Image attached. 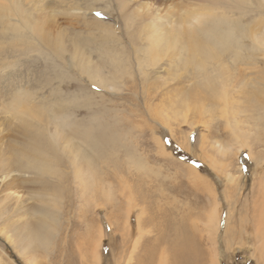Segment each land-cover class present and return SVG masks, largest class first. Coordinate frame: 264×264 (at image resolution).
Wrapping results in <instances>:
<instances>
[{
    "label": "rangeland",
    "instance_id": "1",
    "mask_svg": "<svg viewBox=\"0 0 264 264\" xmlns=\"http://www.w3.org/2000/svg\"><path fill=\"white\" fill-rule=\"evenodd\" d=\"M124 1L125 10L120 0H78L85 14L81 17L57 14L50 25L49 34L55 38L54 46L50 47L53 54L48 45L40 41L43 50L32 54L35 59L31 54L7 56L16 65L9 71L6 82L11 79L14 85L34 88L37 97L34 101L38 105L57 102L65 107L62 113L73 124L67 128L68 134L74 137L70 145L75 140L90 149L95 137L92 133L104 138L94 164L89 163L90 158L84 161L78 155L76 159L74 150V158L57 165L56 174H39V177L33 173L38 170L19 171L17 168L12 173L0 174V204L3 202L0 205V264H161L163 252L171 256L172 244L183 233L193 238L202 255V264H213V261L264 264V228L257 229L256 220L257 215L264 212V132L259 134L257 130L264 109L257 114L255 106L262 99L254 98L256 87L244 81L254 75L258 78L264 71V45H260L254 35L264 32V0L250 1L252 4L249 3L245 16L236 9L228 13L231 19L240 20L249 28L243 54L253 59V65L248 61L239 63L234 71L240 80L237 83L232 80L230 96L235 97L230 98L231 107L228 105L232 111L227 110L233 118L227 117L230 124L222 115L225 113L222 102L217 103V107L215 101L198 95L199 78L196 72L192 73L191 66L178 68V71L169 68L170 60L176 59L174 52L161 54L152 65L142 51H134L139 49L136 45L139 25L149 18L142 12L134 17L131 11L138 2ZM190 1L169 2L186 7ZM105 26L111 27L112 34L129 50L125 54L129 59L124 71H114V66L107 64L105 55L100 52L93 49L90 54L91 64L102 66L100 72L109 78L110 86L100 84L97 78L88 76L81 66L75 65L70 44L73 33L98 43L112 42L102 30ZM59 40H63L62 52L55 46ZM225 54H229L228 51L220 58L227 61ZM38 56L43 57L38 61ZM228 61L233 62L230 58ZM243 86L247 90H243ZM252 109L257 113L253 114ZM6 114L1 117L9 120L11 114ZM3 118H0V128H6L7 134L3 135L2 128L0 137L3 136L4 141L12 138V132L8 130L10 121L3 123ZM252 124H257L255 129ZM5 145L3 142L1 148ZM78 159L90 170L91 167L96 170L94 185L90 181L83 187L77 181ZM13 178L24 181L20 189L11 187ZM18 201L25 205H19ZM216 212L217 226L211 219ZM48 219L54 223L49 224ZM41 221L47 222L49 227L38 231ZM33 231H38L35 237Z\"/></svg>",
    "mask_w": 264,
    "mask_h": 264
},
{
    "label": "bare ground",
    "instance_id": "2",
    "mask_svg": "<svg viewBox=\"0 0 264 264\" xmlns=\"http://www.w3.org/2000/svg\"><path fill=\"white\" fill-rule=\"evenodd\" d=\"M81 1H84V0H81ZM136 1L138 2V6L133 8L131 11L133 16L136 17V16H138L139 12H142L144 15L146 14V16L149 18V20L145 23L142 22L139 25V27H140L139 36L137 37V40H136V45H137V47L139 46L138 47L139 49H134V51L135 52L136 51L137 52L142 51V53L145 55V57L149 58L148 63L152 64V65L158 62L161 54H166L169 51L174 52V54H176V59L174 58V59L170 60L171 66L169 65V68L172 67L173 69L178 71L177 70L178 68L186 69L187 67L191 66L192 69L194 70V71L192 70L193 71L192 73L196 72L195 73L196 78H199L198 83L196 84V92L198 93V95L199 96L203 95L206 99L209 98L212 101H215L217 107H219V105H217V103L220 104L222 102L223 103V106H222L223 110L225 109V113L222 114L223 117L225 116L227 118L229 115H231V113L229 114V112L227 110H229L228 107L230 106L229 105L230 101H231L230 98L232 99V97H233V96L232 97L230 96V94H231L230 89H231V86L233 83L232 80H235L236 83L239 82V80H240V79L236 78L234 71L235 70L237 71L236 66L239 63H244V62L248 61L247 63L252 64L253 59H250L251 57L248 58V57L244 56V54H243V51L246 50V48H247V47H245L244 41L250 35L249 28H247L240 20L231 19L229 17L228 13H230L233 9H236L241 15L245 16L247 14V12L249 11L248 5H249V3L252 4V2H250L252 0H192L186 4V7H178L179 3L178 4L177 3L174 4L173 2L170 3L169 1H171V0H168V2H166V3H165V0H136ZM168 3H170V4H168ZM80 5L81 4H79L78 0H0V57H3L0 60V90H1L0 91V118H3V117H1V114H3V113L8 114V112H9L11 114V118H10L11 120L10 119L9 120L7 119V120L10 121L8 130L12 132V138H10V139L7 138V140L3 141V139H5V138H1L3 136L0 137L1 138L0 139V154H1L0 155V174H2V175H4L5 173L8 174L10 171L12 173L14 168L19 169V171L38 170V171H33V173L34 174L37 173L38 176H39V174H46V173L47 174L48 173L56 174V172H55L57 169L56 166L64 163V161L67 158H69V160L71 162L72 158H74L72 156V154L74 153V150H76L75 151L76 155H74L76 157V159L79 158V156H80V158L82 160L88 161V159H86V158H90L91 159V160H89L90 164H94L93 161L98 160V158L96 157L98 154L97 151H98V148L100 147V145H103L102 140L104 137H98V135H96L95 133H92V136H95V137L92 138L93 143H92V146L90 147V149H88L87 147L85 148L82 144L75 143V140H74L73 144L70 145L69 143L72 141V138L74 139V137H72L68 134L67 128L71 127L73 124L70 121H68L67 118H65V114L62 113L65 110V107L61 106L57 102L56 103H54V102L53 103H46L45 102V104H39L38 105L37 104L38 102L34 101V98H35V94L33 91L34 88L29 89V88L21 87L18 85H14L15 83L11 79L8 82H6V78L9 77L8 76V74L10 73L9 71L12 69L13 66L16 65V64L13 65L12 64L13 61L12 62L9 61L10 58H7V56L9 54H16V55H18V57H19V54L20 55L21 54L37 55V53L35 54V52L36 51L38 52L39 50L42 51L43 45L44 46L48 45V48L51 51L50 47L54 46V39L55 38L51 34H49L48 30H50V25L53 22L55 16L57 14H63V15L66 14V16L70 15L71 17H74V16L81 17L83 14H85V12L82 13V11L84 9H83V6L81 7ZM120 6L124 10L127 8L126 2L124 0H120ZM125 26H126L127 31H128V26H127L126 21H125ZM110 29H111V27H108V26L102 27L103 32L105 34H108L109 38L112 40V42L109 41L108 44L106 42H105L106 44L102 43V42L101 43L95 42V40H93L91 38H86V37L80 38L81 37V35H79L80 33L79 34L73 33L72 36L70 35L71 36L70 37V41H71L70 44L72 45V48H73L72 49V51H73L72 55L74 56V58L73 57L72 58L75 60V62H74L75 65L81 66L83 73H87L88 76H90L92 78L93 77L97 78L99 80V83L104 84V85L108 84L109 78H105L104 76H102L100 71H101V69L103 70V68L101 65H95V64L92 65L91 64L92 59H91L90 54L92 52H94V50H96L95 52H100L101 54L105 55V58L107 59L106 63L112 64L114 66L113 67L114 71L125 69V67L127 66L126 63H128L127 60L129 59V56L125 55V54H128V52H129L128 47L125 48L123 45H121V43H120L121 39L118 40L119 38L117 39L116 36L112 34L113 32ZM51 32H53V31H51ZM55 33H57V32H55ZM58 34L61 36L60 33H58ZM137 34H138V32L136 31V35ZM54 35H56V34H54ZM102 35H104V34H102ZM254 35L259 40L260 45H264V32H262L261 34L255 33ZM40 41H41V43L43 42L42 47L39 44ZM106 41H107V39H106ZM62 42H63V40H59V41H57V45H55V46H57V48L61 52H62V50L64 51V45ZM46 51H48V50H46ZM227 51L229 54H225L226 59H228V60H229V58L232 59L233 60L232 63H230L228 60L227 61L229 63H226L227 61H224L220 58V56L223 55ZM51 53H52V51H51ZM130 54H133V53H130ZM34 55H32V57ZM22 56H20V57H22ZM42 57L40 56V58H39V56H38V61H39V59L41 60ZM6 58H7V60H6ZM14 58L16 59V57H14ZM46 58H48V57H46ZM55 58H56V56H55ZM33 59H35V57H33ZM163 59H165V58H163ZM31 60H32V58H31ZM26 61H28L27 57H26ZM142 62H144V61H142ZM55 64H58V63H55ZM168 64H169V62H168ZM229 64H230V66H229ZM26 65H28V64H26ZM32 65H34V64H31V66ZM53 66H55V65L52 64V67ZM32 67L30 68L31 70H32ZM244 68H245V66H244ZM122 71H124V70H122ZM188 71L185 70V72H188ZM155 72H157V71H155ZM262 72H263V75L259 76L258 78H255L258 75H256V76L254 75V78L244 80L245 83L250 82V85L252 87H256L254 89L255 93L252 92V94L254 93V95H255L254 98L262 99V101H260V103L257 106H255L256 107L255 111H258V113L256 112L257 114H259V112H261L264 109V104H263L264 103V94H263V92H264V71H262ZM126 73H127V71H126ZM242 73H243V71H242ZM11 74H13V73H11ZM171 74H173V73H171ZM28 75H30V73ZM60 75L62 77V73H60L59 76ZM174 75H176V74H174ZM188 75L190 76V74H188ZM236 75H237V72H236ZM66 76H67V74H66ZM191 77H192V75H191ZM249 77H252V76H249ZM29 78H31V77H29ZM44 78H46V77L44 76ZM31 79H33V78H31ZM33 80H35V79H33ZM115 80H116V77H115ZM244 81H243V83H244ZM50 82H52V81H50ZM240 83H241V81H240ZM4 86H5V88L2 89V87H4ZM12 86H13V89H11ZM108 86H110V84H108ZM248 86H249V83H248ZM32 87H33V85H32ZM43 87L44 86H42V88ZM240 87L241 86H239V88ZM37 90H38V88H37ZM234 90H236V89H234ZM243 90H247V89H245V87H244ZM242 94H243V92H242ZM244 94H247V93H244ZM252 94H251V96H252ZM234 95H235V93H234ZM187 102H188V100H187ZM231 103H233V102L231 101ZM187 104H189V103H187ZM254 105H253V107H254ZM196 109H197V107H196ZM229 111L231 112L232 110H229ZM222 112H220V113H222ZM252 112H254V110ZM234 113L236 114V112H234ZM256 113L254 112L253 114H256ZM230 117L231 116H229V118ZM233 117H234V119H237V118H235L234 115H233ZM229 118H227L228 123H229ZM250 118H253V116ZM7 120H5L3 118L2 121L4 123V122H7ZM257 120H258V118H257ZM259 120H260L259 122L262 121L261 125H260V123L258 124V125H260V128L259 127H258L259 129L257 128V130H259V134H260V133L264 132V115H263V112H261V116H260ZM252 121H254L256 123V120H252ZM0 125H1V123H0ZM239 125H241V124H239ZM252 125H254L253 126V128H254L257 124H252ZM248 126H249V124H248ZM234 127L236 128L237 126H233V128ZM2 128H0V131L4 129L3 135L6 137V135H5V134H7L5 132L6 128H3V129ZM237 128H239V127H237ZM254 129H253V131H254ZM230 130H232V129H230ZM234 133H235V131H234ZM0 135H1V132H0ZM236 138H239V137H236ZM113 140L114 139L111 138L110 141L109 140L108 141L110 143H112ZM3 142L4 143L6 142V145H9V146L6 147V145H5V147L2 149L1 145ZM245 142H247V141H245ZM245 142H243V143H245ZM61 144H62V147H61ZM159 147H161V146H159ZM126 149H128V148H126ZM137 161H139V160H137ZM139 162L137 163L135 161L136 164H139ZM72 163H74V161ZM82 163L83 162L80 161L76 165L75 177L78 179L77 181L83 187H85V184L89 183L90 181H92L93 185H94V183L97 181V179L95 180V178L97 176L96 170L93 169L94 167H91V170H90L88 167H86V165H84V163L83 164ZM141 163L139 165H141ZM11 173H10V175H11ZM59 177H60V175H59ZM3 180H4V178H3ZM6 182H8V181H6ZM10 183L12 184L11 187H13V188L19 187L18 189H20V187L23 185L24 181L23 180L21 181V179H16V178L14 179L13 178ZM45 183H46V181H45ZM54 189H56V188H54ZM14 192H16V191H14ZM8 194H10V193H8ZM8 194L6 196H10ZM260 194H262V192ZM0 201H2V200L0 199ZM10 203H12V202H10ZM260 203H262V202H260ZM2 204H3V202H2ZM2 204H0V205H2ZM18 204H19V201H18ZM22 204H23V202H22ZM257 204H258V202H257ZM19 205H21V204H19ZM19 205H17V203H16L17 208ZM24 205H21V206H24ZM260 205L262 206V204H260ZM3 206L5 207L6 205H3ZM17 208H15V209H17ZM21 209H22V207H21ZM257 209H255V210H257ZM38 210H40V209H38ZM38 210H37V212H38ZM10 211H12V209ZM17 211H18V209H17ZM49 212H50V210L48 212H43L44 213L43 215H45V213L48 214ZM18 213H20V212H18ZM38 214H40V213H38ZM211 219H212V223H215L214 225L217 226L218 219H219L218 213L216 212V215L215 216L213 215L211 217ZM50 220H52V218ZM50 220H49V224H53L54 222L52 221L53 222L52 223ZM256 220H257V223L259 222V227H260L259 228L256 224L257 229L262 231L261 228H264V212H261L260 214H258ZM36 221H37V219H36ZM42 221L39 222V224L37 223L38 221L35 222L38 224V231L40 228L43 229V227H49L46 224L47 222L43 223ZM32 224H33V222H32ZM31 227H32V225H31ZM52 228H54V227H52ZM214 229H217V228H214ZM38 231H37V233L33 231L34 232L33 237H35L36 234H38ZM54 231H53V233H54ZM44 234L45 233H43V235ZM182 235L177 236V240L178 239L179 240L175 241V243L173 242L174 241V239H173L172 242L174 244H172L173 247H172V252H171L172 255L171 256L169 253H167V256H166L165 252H163L164 257H163V262L161 264H202V260H201L202 255L199 254L198 249H196V245H195L193 238H191V236L186 235V234H184L183 236ZM40 237H41V235H40ZM43 238H45V236ZM39 240L41 241L42 238ZM56 240H57V238H56ZM34 241L36 242L37 239H35ZM167 246H169V245H167ZM165 251H166V249H165ZM203 256H204V254H203ZM211 260L213 261V258ZM205 262H206V260H205ZM144 263H145V261H144ZM213 264H217V263H215L213 261Z\"/></svg>",
    "mask_w": 264,
    "mask_h": 264
},
{
    "label": "snow or ice",
    "instance_id": "3",
    "mask_svg": "<svg viewBox=\"0 0 264 264\" xmlns=\"http://www.w3.org/2000/svg\"><path fill=\"white\" fill-rule=\"evenodd\" d=\"M98 15H99V13H98Z\"/></svg>",
    "mask_w": 264,
    "mask_h": 264
}]
</instances>
